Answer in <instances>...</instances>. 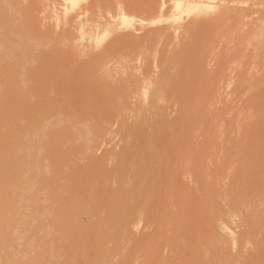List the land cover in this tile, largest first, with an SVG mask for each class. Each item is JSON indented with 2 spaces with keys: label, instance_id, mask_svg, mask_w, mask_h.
Instances as JSON below:
<instances>
[{
  "label": "rangeland",
  "instance_id": "obj_1",
  "mask_svg": "<svg viewBox=\"0 0 264 264\" xmlns=\"http://www.w3.org/2000/svg\"><path fill=\"white\" fill-rule=\"evenodd\" d=\"M144 243L264 264V0H0V264Z\"/></svg>",
  "mask_w": 264,
  "mask_h": 264
},
{
  "label": "bare ground",
  "instance_id": "obj_2",
  "mask_svg": "<svg viewBox=\"0 0 264 264\" xmlns=\"http://www.w3.org/2000/svg\"><path fill=\"white\" fill-rule=\"evenodd\" d=\"M84 1H85V0H70V2H73L74 5H75V3L78 4V5H81V4L84 3ZM124 4H125V3H124L123 1H117V2H116V6H117V8H121V7H123ZM55 6H56V5L53 4V7H55ZM62 8H64L65 11L67 10V8H66L65 6H62ZM42 12H44V11H42ZM32 13H33V14H32V15H33V21H34V22H39V18L37 17V14H36L37 11H34V12H32ZM29 14H30V13H29ZM56 20H58L57 17L55 18V21H56ZM3 28H4V27H3ZM2 30H3V29H2ZM60 42H61V41H60ZM61 43H62V42H61ZM95 43H97V40L95 41ZM64 51H65V50H64ZM62 57H63V56H62ZM50 58H51V57H50ZM54 60H55V59H54ZM53 63H54V62H53ZM55 68H56V67H55ZM198 71H200L198 68H194V72H195V73H197ZM10 74H11V73H10ZM108 76H109V75H108ZM10 81H11V80H10ZM113 81H114V80H113V78H112L111 76L108 77V83H107L106 88H108L109 92H110V90H111V92H113V93L115 92V94H116V90H115V87H114ZM11 82H13V81H11ZM11 82L7 81V84H9V83L11 84ZM10 84H9V85H10ZM111 102H113V101H111ZM111 104H112V103H111ZM113 105H114V103H113ZM41 116H42V115L37 116V117L40 118ZM129 116H130V115H128V118H129ZM37 117H35V118L32 119V123L34 122L35 124H37V122H38ZM36 119H37V120H36ZM34 123H33L32 125H34ZM56 138H57V137H56ZM56 138H54L55 141H56ZM55 141H53V143H54ZM189 149H190V148H189ZM226 149L228 150V148L225 147V148H224V151L222 152V154H224L225 151H227ZM190 151L192 152L193 150L190 149ZM207 154L210 155L209 151L207 152ZM219 155H220V154H219ZM199 158H201V157H199ZM209 158L211 159V155L209 156ZM212 158H216V157H215V156H214V157L212 156ZM204 159H205V158H204ZM199 160H200V159H199ZM206 160H207V158H206ZM206 160H203V161L200 160V162L203 163V162L205 161L204 163H205L206 165H204V163H203V165H204V166H207V164L209 165V162H208V161H210V160H208L207 162H206ZM213 160H214V159H213ZM214 161H215V160H214ZM214 161H212V162H214ZM28 162H29V161H28ZM190 162L193 164V161H192V160L185 159L184 164H188V163H190ZM28 164H29V163H28ZM200 164H201V163H200ZM210 164H211V163H210ZM201 166H202V165H201ZM26 168H28V167H26ZM27 181H28V180H27ZM110 186H111V185H110ZM110 186H109L110 190H112V189H116V190H117V188H111ZM106 187H107V188H106ZM214 187H215V186H214ZM214 187H212V188L214 189ZM105 188L107 189V192H109V188H108L107 185H106V186L104 185L103 190H104ZM212 188H211V189H212ZM215 188H216V187H215ZM106 189L104 190V191H105V192H104L105 195H106V193H107V192H106ZM119 189H122V188H118V190H119ZM216 189H217V188H216ZM209 190H210V189H209ZM209 190H208V191H209ZM214 190H215V189H214ZM113 191H114V190H113ZM102 192H103V191H102ZM109 194H110V192H109L106 196L108 197ZM174 194H175V193H174ZM174 194H173V195H174ZM105 195H104L103 197H105ZM110 197H111V195H110ZM110 197H109V199H110ZM171 198H172V197H171ZM174 198H175V195H174ZM103 199H104V198H103ZM109 199H106V197H105V200H104L103 202L107 203ZM172 201H173V200H171V202H172ZM178 201H179V198H178ZM180 201H181V200H180ZM5 202H6V201H5ZM173 202H175V201H173ZM182 202L184 203V201L179 202V203H180V204H179V206H180V211H179L180 218H181L182 216H183V218H184V216H185V215H181V214H184L183 211H184V207L186 206V205L184 206V204H183ZM176 204H178L177 201H176ZM6 207H7V208L9 207L10 209H8V210H10V212H11V208L14 209V204H13V202H12L11 200L7 199ZM162 208H163V206H162ZM182 209H183V210H182ZM208 211H209V210H208ZM8 213H9V211H8ZM176 217H177V216H176ZM176 217H175V219H173L174 217H171L172 219H168L169 221L171 220V221L168 222V223H169V226L172 227V229H171L172 232H173L174 230H175V231H176V230L178 231V229L182 226V223H181V226H180V227H179L178 225H180V224H179V223H180L179 221L182 220L183 218H181V219L179 220V219H177ZM178 217H179V216H178ZM176 219H177V221H176ZM168 220H167V221H168ZM173 221H174V222H173ZM165 222H166V221H165ZM177 222H179V223H177ZM176 223H177V226H178V227L175 225ZM172 225H173V226H172ZM162 226L165 227V225H163V224H162ZM175 226H176V227H175ZM174 227H175V228H174ZM217 228H218V227H217ZM221 228H222V227H221ZM162 230H163V229H162V227H161V232H162V234H163V231H162ZM216 230H217V229H216ZM218 230H219V228H218ZM219 231H220V230H219ZM159 232H160V231H159ZM167 233H169V232L167 231ZM137 235H138V234H137ZM166 235H167V234H166ZM152 236H153V235H152ZM152 236H151L150 243H149V241L147 242V243L150 244V245H151V241H152ZM154 236H155V235H154ZM160 236H161V237H160ZM160 236H159V237H160L161 240H162V242H161V244H162V243H163V237H162V235H160ZM131 237H132V238H130V241H129L128 244H129V245L132 244V245H135V246H139L140 244L138 243V241L135 242L136 239H137V236H135L136 239L133 238V236H131ZM133 239H135V240H133ZM166 239H167V238H166ZM236 239L238 240L239 238L236 237ZM158 240H159V239H158ZM158 240H157V241H158ZM146 241H147V240H146ZM159 242H160V240H159L158 242H156L155 244H158ZM137 243H138V244H137ZM145 243H146V242H145ZM145 243H144V244H145ZM152 243H153V242H152ZM144 244H143V245H144ZM148 244H147V245H148ZM126 245H127V243H126ZM132 245H131L130 247H132ZM147 245L145 244L144 247L142 248V244H141V248H140V249L138 248V251H136V250H137V249H136V250H135L136 252L134 251V253L131 254L132 256H130L129 259H126L125 262L123 263V262H122L123 259L120 260V259H121V254H122V256H123L122 258L125 259L127 254H126V255H123V252L125 251V249H127V248L129 247V246L127 245V246H126L127 248L123 249V252H122V253L120 254V256H119V257H120V259H119L120 262H121L122 264H149V263H151V261L154 260L152 254H153V247H155V246H153L154 243H153V245H151V247H152V246H153V247H152V251H151V253H152V254H151L152 258H151V260H150V259L147 258V256L145 255L146 251H145L144 248H146ZM145 246H146V247H145ZM156 246H157V245H156ZM160 246H161V245H160ZM130 247H129V248H130ZM135 248H136V247H135ZM135 248H134V249H135ZM142 249H144V250H142ZM158 249H159V248H158ZM160 249H161V247H160ZM87 250H88V249H87ZM94 250H95V249H94ZM148 250H149V249H148ZM150 250H151V249H150ZM155 250H156V249H154V252H156ZM162 250H163V249H162ZM117 251H118V250H117ZM97 252H99V250H96V251L94 252L93 258L96 256V253H97ZM159 252H160V250H159ZM147 253H148V252H147ZM149 253H150V252H149ZM156 253H157V252H156ZM162 253H163V252H162ZM154 255H155V254H154ZM157 255L159 256V254H157ZM158 256H156V257H158ZM145 257H146V258H145ZM148 257H149V256H148ZM163 257H164V255H163ZM91 258H92V257H91ZM93 258H92V260H93ZM89 260H90V259H89ZM146 260H147V261L149 260V261L147 262ZM155 260H156V258H155ZM155 260H154V262H156L155 264H157V260H156V261H155ZM162 262H163V261H162ZM249 262H250V259L248 260V264H249ZM151 264H154V263L152 262ZM164 264H165V263H164Z\"/></svg>",
  "mask_w": 264,
  "mask_h": 264
}]
</instances>
